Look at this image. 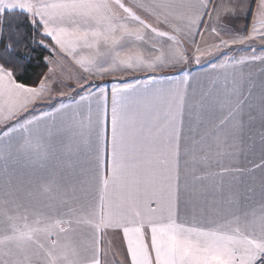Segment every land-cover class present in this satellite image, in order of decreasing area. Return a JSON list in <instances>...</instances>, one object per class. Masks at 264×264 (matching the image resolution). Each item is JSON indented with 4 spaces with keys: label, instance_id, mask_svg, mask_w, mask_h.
<instances>
[{
    "label": "snow or ice",
    "instance_id": "snow-or-ice-1",
    "mask_svg": "<svg viewBox=\"0 0 264 264\" xmlns=\"http://www.w3.org/2000/svg\"><path fill=\"white\" fill-rule=\"evenodd\" d=\"M255 65L264 0H0V264H264V137L259 163H222ZM116 72L144 75L111 84L109 130L93 79Z\"/></svg>",
    "mask_w": 264,
    "mask_h": 264
},
{
    "label": "crops",
    "instance_id": "crops-1",
    "mask_svg": "<svg viewBox=\"0 0 264 264\" xmlns=\"http://www.w3.org/2000/svg\"><path fill=\"white\" fill-rule=\"evenodd\" d=\"M247 23L249 26L251 24V19L248 18L247 21L245 19H241L237 27L243 26ZM186 46H187V42ZM202 60V65L207 67L206 60ZM193 73L200 74L201 77L203 76L202 70L200 67L196 65H191L190 69ZM242 71L245 75L251 73L250 81L246 80L243 84L245 91L248 88L252 90V100L251 103L253 107L249 109L245 107L238 117L241 130L236 138V146L230 151H232L235 155L233 158L225 157L222 160L224 166H231L234 162L241 165V166H250L248 161H255L257 163L260 162L261 158V149H262V140L261 138L264 137V116H262L259 104H260V97L264 94V66L255 65L252 67H244ZM153 75L163 76V75H177L175 69H165L160 72L152 73ZM143 73H122L116 72L112 75H105L103 77H95L98 79H102V83L99 85L106 86L109 88V130H110V106H111V98H110V88L112 83L118 82H126L131 81L134 76H143ZM72 82V81H70ZM251 117V118H250ZM24 162L21 161V164ZM12 167L20 168V165L13 164ZM215 167V166H214ZM21 171H24L23 168H20ZM259 176L260 172L257 171L255 173L256 179L250 180L248 177H245L244 184H238L234 186L235 191L241 192L243 195L250 197L248 201L245 202L244 207L247 209L248 207H259V201L261 199V193L259 188ZM229 180L230 177H224V193L223 195L213 193L211 189V184L217 183L218 180L210 181V187L208 189L207 198L209 202H211L213 196H216L217 199L223 198V196H227L229 194ZM247 187L254 188V193H248L246 191ZM0 188H2V182H0ZM112 241V253H117L115 255V259L117 261L124 259V253H126V245L122 241V234L113 233L106 237L105 244L103 245L105 248L108 247L107 241ZM113 256L109 254L108 260L111 262Z\"/></svg>",
    "mask_w": 264,
    "mask_h": 264
},
{
    "label": "trees",
    "instance_id": "trees-1",
    "mask_svg": "<svg viewBox=\"0 0 264 264\" xmlns=\"http://www.w3.org/2000/svg\"><path fill=\"white\" fill-rule=\"evenodd\" d=\"M42 55H48L47 52H43ZM38 62L37 63H33L28 70V74L27 77L29 79V82H36L37 81V77L41 74L47 71V68L43 65L42 63V57H38Z\"/></svg>",
    "mask_w": 264,
    "mask_h": 264
},
{
    "label": "rangeland",
    "instance_id": "rangeland-1",
    "mask_svg": "<svg viewBox=\"0 0 264 264\" xmlns=\"http://www.w3.org/2000/svg\"><path fill=\"white\" fill-rule=\"evenodd\" d=\"M66 83H69V84H70V83H72V82H70V81H66ZM93 83L99 85L100 83H102V79L94 78V79H93ZM64 90L67 91V89H64Z\"/></svg>",
    "mask_w": 264,
    "mask_h": 264
}]
</instances>
